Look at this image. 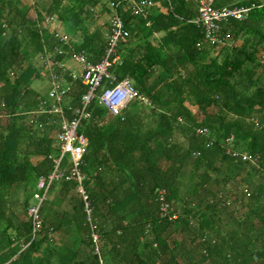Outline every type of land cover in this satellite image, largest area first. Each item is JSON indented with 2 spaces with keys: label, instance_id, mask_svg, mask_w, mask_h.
I'll return each mask as SVG.
<instances>
[{
  "label": "trees",
  "instance_id": "16d2710c",
  "mask_svg": "<svg viewBox=\"0 0 264 264\" xmlns=\"http://www.w3.org/2000/svg\"><path fill=\"white\" fill-rule=\"evenodd\" d=\"M17 1L0 0V264H264V0H214L217 7L261 5L222 24L223 45L205 41L190 22L193 0H156L160 8L146 18L118 7L129 36L115 73L152 106L132 102L113 116L93 102L84 123L81 171L99 256L72 181L51 184L42 228L32 236L26 209L51 170L58 127L56 116L29 122L28 112L43 99L31 86L45 78L37 58L54 46L41 32L43 15L70 24L81 35L73 49L97 63L106 34L89 27L96 7L108 12L117 0H51L43 14L34 7L36 18ZM68 82L75 105L84 88ZM230 135L249 161L226 153ZM156 188L165 190L175 220L159 217Z\"/></svg>",
  "mask_w": 264,
  "mask_h": 264
},
{
  "label": "built area",
  "instance_id": "2783aa9c",
  "mask_svg": "<svg viewBox=\"0 0 264 264\" xmlns=\"http://www.w3.org/2000/svg\"><path fill=\"white\" fill-rule=\"evenodd\" d=\"M193 1L196 3L197 15L190 22L201 31L205 41L212 45H223L226 42L227 36L220 34L223 23L230 20H244L251 10L261 6L251 3L247 6L217 7L214 6V0ZM122 3L131 16L138 18H146L149 12L158 8L160 4L156 0H117L115 3H109L110 14L104 54L97 63L90 62L84 52L73 49L71 35L59 28L60 22L55 15H43L39 23L41 32L49 31L54 46L52 51L44 50V53L38 56L37 62L43 67L42 75L45 79L47 78L49 88L46 97L38 98L37 109L28 112L29 122L33 121L32 115L35 114L56 116L55 123L58 127L54 138L55 149L49 156L52 162L51 170L46 176L38 178L32 192L31 203L26 209L32 226V236L34 237L42 228L40 206L47 200L51 184L61 180L72 181L75 183V191L82 200L85 221L90 227L94 253L98 256L100 235L96 229L88 194L83 188L85 176L81 171L83 155L88 144L87 137L82 132L84 123L92 118L93 102L113 116H119L132 102L140 107L152 106L149 98L140 93L129 78L118 79L115 73V68L122 64V57L118 52L119 44L125 42L129 36L118 11ZM9 74L13 76L12 71ZM68 81L79 83L84 88L75 105L71 104L69 98L72 88ZM51 123H54V120ZM38 126L41 127L42 123ZM206 131V128L196 129L197 134H205ZM223 143L230 157L244 162L250 160L249 154L234 149L233 135L225 138ZM243 193L245 196L250 195L247 189H243ZM154 194L159 217L170 221L175 220L177 213L172 204L167 201L165 190L156 188ZM202 241H207V238L203 237ZM99 261L101 263L100 258Z\"/></svg>",
  "mask_w": 264,
  "mask_h": 264
},
{
  "label": "crops",
  "instance_id": "0c3cea01",
  "mask_svg": "<svg viewBox=\"0 0 264 264\" xmlns=\"http://www.w3.org/2000/svg\"><path fill=\"white\" fill-rule=\"evenodd\" d=\"M50 1L51 0H18L17 1V6H18V8L23 12V13H26L27 14V16H29V17H32V18H36V16H37V14H36V11H35V9H34V7L35 8H38L39 9V11L41 10V12H42V14L44 13V11H42V8L43 7H46V6H48V4L50 3ZM160 6H161V4H159V6H158V8H160ZM97 9H95L97 12H99V13H97V17L99 18L100 17V13L101 14H103V15H106L107 16V22H105V24H107L108 23V19H109V14H110V8H109V11L107 12H101V10H102V7H101V5H99L98 7H96ZM97 21V20H96ZM60 22V21H59ZM93 25V24H92ZM91 25V26H92ZM94 25H95V23H94ZM61 26H62V23L60 22V26H59V28L62 30V31H64L62 28H61ZM90 26V27H91ZM108 26V25H107ZM89 27V29H91ZM96 28H99V27H97V26H95L94 27V29H96ZM103 31V30H102ZM44 32H49L48 30L46 31H44ZM88 32H90V31H88ZM91 32H92V30H91ZM104 32V31H103ZM70 35H72L71 34V31H69L68 32ZM78 36H80V35H78ZM72 37V41H73V43H77L76 42V40L74 39V37H73V35L71 36ZM38 63V62H37ZM39 64V63H38ZM40 65V64H39ZM55 236H56V234H55Z\"/></svg>",
  "mask_w": 264,
  "mask_h": 264
},
{
  "label": "rangeland",
  "instance_id": "374dc122",
  "mask_svg": "<svg viewBox=\"0 0 264 264\" xmlns=\"http://www.w3.org/2000/svg\"><path fill=\"white\" fill-rule=\"evenodd\" d=\"M105 22H107V16L103 15L100 13V17L97 19V21L95 22V25L93 24L89 29V31L91 32V30H94V27L97 26L100 29H102L104 31V33L106 34L107 32V24H105ZM61 28L64 31H71V34L73 35L74 39L76 40L77 43H79L81 41V35L78 33H76V31L74 30V28H72V26L70 24H66V23H62ZM71 35V36H72ZM80 35V36H78ZM31 86L39 91L41 93L42 96L46 97L47 96V91H48V80L47 78H43V79H33L31 82Z\"/></svg>",
  "mask_w": 264,
  "mask_h": 264
}]
</instances>
